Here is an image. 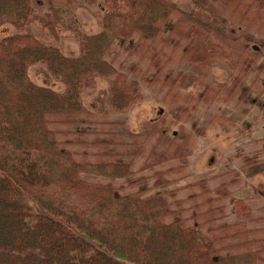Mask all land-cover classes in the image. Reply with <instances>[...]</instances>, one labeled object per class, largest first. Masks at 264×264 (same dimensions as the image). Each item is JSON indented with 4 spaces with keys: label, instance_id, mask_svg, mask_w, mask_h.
Segmentation results:
<instances>
[{
    "label": "trees",
    "instance_id": "trees-1",
    "mask_svg": "<svg viewBox=\"0 0 264 264\" xmlns=\"http://www.w3.org/2000/svg\"><path fill=\"white\" fill-rule=\"evenodd\" d=\"M45 1L47 13L42 14L35 10L45 5L41 0H0V28L9 25L15 30L0 39V264H264V228L218 223L227 214L215 204L224 199L238 219L250 214L249 207L228 192L234 181L221 183L213 190L216 198L200 204L190 196L194 204L189 207L178 201L173 202L176 208L170 207L165 189L172 181L160 171L154 172L159 190L153 194L147 195L144 188L121 193L112 181H136L131 164L117 159L112 149L101 153L103 160H87L83 151L72 150L82 140L80 132L71 130L80 120L70 118L86 112L82 95L98 79L108 80L109 102L117 111L143 101L140 85L106 59L117 40L125 43L137 36L141 41L135 47L142 46L170 27L173 37L166 41L173 42L200 76L214 60L232 57L236 73L231 84L205 86L197 95L203 101L217 96L224 102L236 97L254 69L263 70L264 61L258 64L260 54L250 45L264 41L250 35H242L241 42L227 41L215 22L214 0H191L194 9L189 13L170 0H101V31L78 34L79 55L65 57L53 45L39 42L31 27L38 24L48 32L63 28L58 20L64 10L58 5L71 0ZM225 1L235 13H252L247 0ZM148 51L157 77L161 59L154 46ZM35 64L45 65L63 91L31 82L27 69ZM166 79L171 86L187 87L181 72ZM176 110L186 113L188 108ZM145 126L159 132L155 125ZM263 150L264 138L259 154ZM176 152H152L147 166L159 163L162 156L177 157ZM257 163L253 157L244 158L245 166ZM206 183L202 179L187 187L200 186L209 193Z\"/></svg>",
    "mask_w": 264,
    "mask_h": 264
},
{
    "label": "rangeland",
    "instance_id": "rangeland-1",
    "mask_svg": "<svg viewBox=\"0 0 264 264\" xmlns=\"http://www.w3.org/2000/svg\"><path fill=\"white\" fill-rule=\"evenodd\" d=\"M170 1L182 12L189 13L194 9L191 0ZM100 2L71 0L70 4H59L58 8L61 6L64 10L58 20L62 22L63 28L50 29L48 26V32L43 31L38 24H33L31 31L39 42L53 45L63 56L77 57L80 51L78 34L91 36L101 31L104 11ZM245 4L251 5L252 13L243 16L235 13L234 6L228 5L225 0L212 1L216 10V25L227 41L238 38V42H241L242 35L264 41V0H247ZM35 10L47 13L46 3L40 9L35 7ZM54 13V10L50 11L51 16ZM67 28L70 31L65 30ZM14 33L13 27L4 25L0 28V39ZM170 37L173 34L170 27H166L154 41H148L146 45L135 47L141 41L137 36L125 43L116 41L106 59L129 81L140 85L143 101L124 111H117L109 102L108 80L98 79L95 86L82 95L86 112L70 117L80 120L71 125V130L80 132L82 140L71 149L83 151L87 160H103L101 153L112 149L118 155L117 159L129 162L134 171L133 178L137 180L132 183L124 179L112 181L121 193L144 188L147 195L153 194L159 190L154 186V172L160 171L162 178L172 181L165 189V198L171 208H176L174 201L184 202L185 207L192 206L194 202H189L190 196L195 197L197 204L207 197L216 198L213 190L223 182L234 181L228 186V192L242 200L249 207L250 214L243 220L238 219L229 200L224 199L215 204L222 205L227 214L218 223H244L247 229L264 228V172L257 176L247 172L241 173L243 177L240 174L248 167L244 165L245 157H253L256 162L264 163V154H259L264 138V68L257 73L255 66L243 84L248 90L240 88L230 102H224L217 96L203 101L197 95L205 86L231 84L236 73L230 66L234 65V59L214 60L205 75L200 76L181 55V51L173 47V42L166 41ZM153 46L157 57L161 59L157 77L153 75L154 67L148 51ZM250 46L258 48V64L264 61V45L254 41ZM179 72L187 76L186 88L171 86L166 79ZM27 76L37 86L55 92L64 89L43 64L30 66ZM240 94L242 97L237 99ZM178 107L188 108V111L179 113L176 110ZM145 125H155L159 132L155 133ZM102 140L111 144L98 142ZM174 150L177 151V157L166 159L162 156L159 163L147 166L151 162L152 152L171 156ZM78 156L82 158L81 154ZM180 157L184 158V164L179 160ZM167 169L174 171L166 173ZM202 179L207 181L209 193H203L200 186L187 187Z\"/></svg>",
    "mask_w": 264,
    "mask_h": 264
},
{
    "label": "crops",
    "instance_id": "crops-1",
    "mask_svg": "<svg viewBox=\"0 0 264 264\" xmlns=\"http://www.w3.org/2000/svg\"><path fill=\"white\" fill-rule=\"evenodd\" d=\"M255 167V168H254ZM249 168H254L253 170L249 169ZM247 172V174H251L254 175L256 174V176L258 175V173H262L264 172V163H257L256 165L253 166H248L247 168L243 169L242 172H240V174H245ZM241 174V175H242ZM243 177V175H242Z\"/></svg>",
    "mask_w": 264,
    "mask_h": 264
},
{
    "label": "water",
    "instance_id": "water-1",
    "mask_svg": "<svg viewBox=\"0 0 264 264\" xmlns=\"http://www.w3.org/2000/svg\"><path fill=\"white\" fill-rule=\"evenodd\" d=\"M253 49H254L255 51H258V48H257V47H255V46H253Z\"/></svg>",
    "mask_w": 264,
    "mask_h": 264
}]
</instances>
